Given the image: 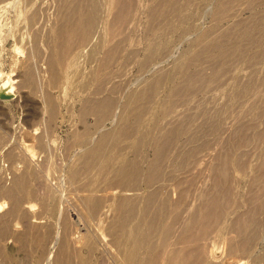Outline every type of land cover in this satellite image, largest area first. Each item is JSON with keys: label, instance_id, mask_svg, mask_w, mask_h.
<instances>
[{"label": "bare ground", "instance_id": "obj_1", "mask_svg": "<svg viewBox=\"0 0 264 264\" xmlns=\"http://www.w3.org/2000/svg\"><path fill=\"white\" fill-rule=\"evenodd\" d=\"M1 1L13 4L20 16L30 10L28 25L36 33L41 27L40 15L47 14L45 9H49L45 6L47 0ZM60 1L63 18L57 21L52 33L48 32L51 38L47 36L52 41L48 42L50 51L47 50L49 53L45 54L50 79L48 89L42 95L41 115L47 116V112L49 121L58 116V95L51 91V86L60 85L67 61L71 57L78 62L96 60V65L94 63L89 72L69 66L66 73L75 83L74 88L82 86L86 91L80 104L81 114L84 117L95 114L98 125L93 130L87 127L90 122L85 130L75 135L76 143H73L81 147L78 146L79 150L76 148L79 154L74 151L79 156L76 158L73 155L76 161L70 168L69 178L83 187L81 194L78 193L82 202L80 208L83 206L84 212L103 226L104 235L110 236L113 243L109 247L117 245L115 251L113 246V254L120 256L122 264H264V0H215L212 13L214 25L201 31L197 24L193 26L198 30L197 35L193 36L192 43L186 40L191 46L178 52L176 58L173 56L177 52L172 54L174 60L169 65L170 69L167 64L168 69H164L163 64L160 67L159 60L160 65L155 64V51L161 45L150 43L145 57L138 60L143 69L154 71L151 76L147 74L143 78L139 73L141 79L136 80V84L127 85L130 77H122L126 78V86L116 78V73H120L110 69L120 55L128 58L134 51L139 52L140 47L139 50L128 48L138 13L141 16V11L145 12L148 7L151 19L158 16L161 20L167 18L169 23V17L174 14L170 15L171 10H176L183 0H149L151 3L146 0ZM189 1L193 3V0H186L184 6ZM185 7L188 8V5ZM245 9L251 12L248 19L247 15L245 18L241 16ZM184 11L182 14L185 17ZM194 14L197 15V10ZM231 15L235 17L232 23L224 26L222 21ZM141 29L138 27V30ZM97 33L98 38H95ZM84 46L90 47L89 52L84 53ZM174 46L178 48V45ZM174 46L166 51L175 50ZM125 49L130 51L125 52ZM132 58L128 61L131 62ZM167 63L170 64L169 61ZM248 67L250 69L245 70ZM36 69L30 60L26 62L24 76L19 81L21 86L35 88L40 84L42 78L39 82ZM145 70H142L143 73ZM230 70L234 71L231 77ZM219 86H222V95H218L219 90L215 89L217 94H210L209 98L205 96L206 99L201 97L203 99L198 100L193 97L198 91L205 90V93L210 90L209 87L213 89ZM1 89L12 93L10 77L4 81ZM179 105L182 107L177 109ZM107 118L116 121L115 124L111 123L113 126L110 125V128L104 126ZM30 137V132H26L24 140ZM37 140L39 145L45 146L44 134L37 136ZM144 146L150 147L148 156L142 153ZM23 149L25 163L22 160L24 164L16 168L12 182L7 184L0 175V193L9 200L0 202V251H5V243L2 244L1 240L12 233L23 244L41 248L39 255H49L48 264H51L53 255L57 264L84 263L77 259L81 255V245L86 244L93 254L98 243L95 240H98H94L92 235L89 236L91 239L86 233L84 235V230H79L80 226L72 230L74 219L66 211L68 209L59 206L61 200L58 203L57 199L56 203L52 201L56 197L53 188L47 184L48 191L39 195H42L40 211L35 210V203H25L26 199L38 195L32 187L34 185H30L31 180H44L47 172L37 166L38 162L32 164L38 155L35 149L27 144ZM129 151L134 153L133 157L127 156ZM10 157L13 159L16 154L9 151ZM142 182L144 187L140 185ZM58 210V221L49 220L48 212L56 216L53 213ZM82 211L77 212L78 216L84 213ZM13 216L21 217L24 229L13 225ZM94 225L98 228L96 220ZM53 237L55 241L50 243L54 249L59 240L62 242L51 252L48 247ZM108 239L105 238L106 241ZM86 258L87 255L85 262Z\"/></svg>", "mask_w": 264, "mask_h": 264}, {"label": "rangeland", "instance_id": "obj_2", "mask_svg": "<svg viewBox=\"0 0 264 264\" xmlns=\"http://www.w3.org/2000/svg\"><path fill=\"white\" fill-rule=\"evenodd\" d=\"M147 1L149 3H151L149 0H146V2ZM185 1L186 0H183V3L180 1L181 5L179 3V5L177 6L178 8L175 7V8H177L176 10H171L172 13L170 15H172L174 13L172 16L167 15L168 17L170 16L169 17L170 21H168L169 23H167V21H166V20H168L167 18H164L165 20H161V19H159L158 16H156V18L151 19L150 15L148 13L149 12L148 7L145 8V12L141 11L142 17L139 14L140 12L138 13V17H137L138 21L136 20L137 22H136L135 26L132 28V31H131V34L133 33L131 36L132 40L130 39L131 43L129 44L128 48L130 47L129 49L131 50V49H138V47H140V50L138 49L139 52L134 51V53H132L131 56H129L128 58L126 57L127 59L124 57V55H122V56L120 55V57H117L115 59L116 61L114 60V63L112 64L111 69L109 68L111 71L119 72L120 74L122 73L121 75L120 74L118 75V73H116L117 74L116 78L117 79L119 78L118 81L122 82L121 84L123 86H126V82H125L126 78H122V77H125V76L127 78L130 77V79L128 78V81H127V82H129V83H127V85H128V84H132V83L136 84V80L139 81L141 79L142 75H143L142 78L144 76H146L147 74H148L147 76H151L154 69H152V71H149L148 69L145 70L141 67V64H139L140 60H142L145 57V55L147 54V53L146 54H144V53H145V51L148 52V47H149L150 43H154L156 45L158 44V46L161 45L160 46L161 48L159 49V47H157L158 49H157V51H155L158 54V56L155 53L156 58L154 60L156 61L155 64L156 63L158 65L161 64L160 67L163 64L164 69H166L167 68L166 64H167V66L172 65L171 63H173V60H174V59H172L173 57H175V56L177 57L180 52H182L183 50H185L191 46L190 43H192V40L194 38L193 36L197 35L199 28H200L199 31H201L204 28L208 29L214 25L215 19H214V21L212 20L214 18V15L212 13H213V9L215 8V6H214L215 0H213V1L212 0H209V1L208 0H202V1L201 0H193V3H190V1L186 2L188 5V8H190V9L185 7V6H187L186 3L184 6ZM200 3H202V4H200ZM57 4L60 5L61 1L60 0H47L45 6L47 5L46 7L49 9H45V10H47V14L50 12L49 13L50 15H47L46 13L45 14L42 13V15H40V17L42 16V20H41L42 22H40L41 24H39V23L38 24H39V26L41 25V27H39L37 24V27H39L38 28L39 31L36 33L33 30V28L30 25H28L29 24L30 10L26 11L24 15L20 16L15 11V9L13 8V4H11L7 1H3V2L1 1L0 2V175L3 176V178L7 184L9 182H12L11 180H13V177H14L13 174H14V171L16 170V168H18L19 166L21 167L25 163V160H23L25 158H23V155H22V153L24 154L23 148L27 144L30 147H32L33 149H35L36 152H38V155L36 154V157H35L37 159H35V160L32 159L35 161V162L33 161L32 164L36 165L37 164L36 162H38L37 166L42 168L47 173H45L46 175H45L44 180L43 179L42 180L37 179V178L31 180L30 185L31 186L34 185L32 187L37 191L38 195L34 196L36 198L31 197V199H26L25 203H29V201L35 203L36 204L35 207H37L35 210L40 211L41 210V203L39 204V202L41 201L40 200L41 196L44 195L48 191L46 185L47 184L50 185V188L51 189L53 188L52 192H53L54 196H56L55 199L52 201H54V203H56V202L58 203L61 200L62 204L60 203L59 206L65 207V209H68L66 211H68V213H71L70 215H71L72 219H74L73 223L75 225L73 224L72 230H76L80 226L79 230H81V232H83V230H84L83 234L86 233L87 234L86 236L88 238L93 236L92 238L94 240L96 238L98 240V241L95 240V242H98V243L95 244V245H97V247H96V249H94L93 254L91 253L92 251L87 247L86 244L81 243L82 244L81 245L82 247L80 246L81 247L80 248L81 255H79L81 258L78 255H73V256L79 257L77 259L78 260L80 259L79 261H81V262L84 261V263H82V264H122L120 256L114 255L115 253L113 254L117 245H115V244H114L115 246L113 245L114 249H113V246L109 247V245L111 246L113 243H112V240H110V238H109L110 236H108L107 234L104 235L105 232H103V231L105 229L103 228V226H101L100 223H97L98 221L96 218H94L92 216L90 217L89 215H87L84 212V210L82 209L83 206L80 208V204H82V202L80 201L78 193L81 194V191H83V187L79 183H75L74 180H71L69 178L70 168H72L73 162H75L76 161L75 159L79 156V155H75V152H76V154H79L78 152H80V151H78V150L80 148L78 146L81 147V145H79V144H74V143H76L75 135L77 134V132H79V131L81 132L82 129L85 130L86 129L85 126L90 124V122H91V124L87 127L91 128L93 130H96L98 125L96 123V117H94L95 114H90L87 117H84V115L81 114L82 105H80V104H82L81 103L82 97H83V94L86 93V91L83 89L82 86H76L74 88L75 83H73L71 78H69L66 75V73H67V69H69V66H75L80 70L83 69L84 72H89L96 65V63H97L96 60L92 59L93 60L92 61L91 59H89V60H84L83 62H78L77 60H75L74 57H71L67 61V67L65 66L63 69V73H65V74L60 81V85L51 86V91L54 94L58 95L57 96V101H58V105H59L58 106V114H57L58 116H56L55 119H53L52 121H49L47 112H45V115H47V116L41 115V112H42L41 108H42V103H43V98H42L43 96L42 95H44L45 91L48 89L47 84H48V81L50 79L49 78L50 72H49V69L47 67L48 62L46 61L47 55H45L48 51H50L49 50L50 44H48V42L51 40L50 39L51 37L49 35L52 33L51 30H53V28L63 18L62 4L60 6ZM189 5H192V6H189ZM193 5H196V6H194V8H193ZM208 5L212 8L207 7L208 8L207 9L205 6H208ZM200 6H202V7H200ZM186 8H187L188 12L186 11ZM194 9L197 10V15L194 14V13H196V10H194ZM209 9L212 11L209 12L210 11ZM43 10H42V12H44ZM179 10H181V11L179 12ZM182 10L183 11L185 10L184 11V14L186 13L185 17L182 14L183 13ZM235 10H236V8H235ZM176 12H177V14H176ZM198 12H199V14H198ZM208 12L211 13V15H209ZM40 14H41V11H40ZM61 14H62L61 18L58 19ZM178 14L179 15L182 14L181 16H183L184 19L183 18L180 19L181 16H179ZM249 14H251V12L248 9L242 10V12H241V16L243 18H245L244 16H246V15H247L246 18L247 17L250 18V16H248ZM43 15H44V17H43ZM54 15H56V17ZM174 15H176V16H174ZM48 16H50V18ZM173 16H174V18H172ZM53 17H54V20H53ZM45 18H46V21H45ZM176 18H177V20H175ZM234 18H233V15H231L230 18L223 20L222 24H224V26L226 24L228 25L229 23H232ZM154 19H156V20L154 21ZM201 19H203V21ZM148 20L149 21L153 20V21L151 23H149ZM158 20H160V23ZM183 20H185V21H183ZM176 21H180V22L176 23ZM165 22H166V24H165ZM174 22H175V24H174ZM190 22H192V25H190ZM162 23H164V25ZM150 24H152L151 28L149 27ZM172 24H174L175 26ZM196 24L198 26V27L196 26L198 28V30H196L197 28H193V26L195 27ZM154 25L156 27H154ZM188 25H189V27H188ZM29 26H30V28H29ZM42 26L44 29L42 28ZM144 26H145V28H144ZM182 26L185 27L184 31L182 30ZM221 26H223V25H221ZM135 27H136V29H135ZM138 27H139V29H141V28L142 29L138 30ZM164 27H166V28H164ZM187 28H190V29H187ZM152 29H153V32H152ZM168 29H170V30L168 31ZM147 30H149V31H147ZM165 30H166V32H165ZM185 30L186 31L188 30V31L186 32ZM191 30H192V32H191ZM134 31L139 33V35H136L137 33ZM180 31L184 32L185 34H183L182 32L179 33ZM48 32H51V33H48ZM144 32L147 33V35ZM158 32H162V33H158ZM188 32H189V37H187ZM47 33H48V35H47ZM191 33H192V35H190ZM172 34L174 37H172ZM96 35L97 36L95 38H98V33ZM156 35H157V37H156ZM167 35L169 37H167ZM182 35H184V36H182ZM47 36H49L50 38ZM136 36L139 38L135 39V38H137ZM152 36H153V38H152ZM185 36H186V38H185ZM144 37H146V38H144ZM182 37H183V40H182ZM154 38H156V39H154ZM190 38H191V40H190ZM146 39H148V40H146ZM150 39L152 42L150 41ZM166 39H167V41H166ZM145 40L147 41V43ZM186 40H189L190 43H188L189 41H186ZM155 41H156V43H155ZM175 41L179 44H177ZM180 41H182L181 44H180ZM51 42L52 41H50V43ZM161 43H163V45ZM172 43L174 45H178V48H176V46H174ZM134 44L137 46H135ZM170 44H171V46H170ZM133 46H134V48H133ZM173 46H174L175 50L171 49L172 51H170L168 49V51L170 53L166 51L167 48H172ZM135 47H137V48H135ZM162 47H166V48H162ZM84 48H85L84 53L89 52L88 51V50H90L89 46H84ZM44 49H46V50H44ZM129 49H125V52L130 51ZM158 50L162 53H160V52L158 53ZM163 50H165V51H163ZM40 51H43V52H40ZM171 52H173V53H171ZM163 53H166L164 57H163ZM175 53H176V55H174ZM101 54H103V53L101 52ZM168 54H170L169 55L170 57L168 56ZM40 55H41V57H40ZM44 55H45V57H44ZM159 55H160V57H163V59L160 58ZM171 56H173V57H171ZM131 57H134V58H132V61L130 62L128 60H130ZM166 57H168L169 59L168 58L166 59ZM124 59H126V60H124ZM138 59H140V60H138ZM165 59L167 62L169 61L170 64H168L165 61ZM28 60H30V62L35 66V69L37 68L36 69L38 72L37 74L40 76L39 82L41 81V78H42V81L40 82V84H38L35 88H31L30 86H26V85L21 86L20 82H19V81H21V79L24 76L25 64ZM134 60H136V61L134 62ZM158 60L161 62V63L159 62L160 64L158 63ZM122 61H123V63H122ZM162 61H163V63H162ZM94 63H95V65H94ZM120 63H122V64H120ZM117 64L119 65V67ZM88 65H90V66H88ZM262 65H263V63H262ZM121 68H122V72H120ZM125 68H126V70H123ZM170 68H171V66H169V69ZM249 69H250V67L246 68L245 70H249ZM142 70H145V73H143ZM45 71L46 72L48 71V74ZM140 71H142L143 74ZM234 71L230 70L229 72L234 73ZM139 73L141 76H139ZM233 73H231L230 76H229V74H227V76L231 77ZM138 76L140 78L136 79ZM9 77H10V80L12 81V90H13L12 93L4 92L1 89V85H3L4 81L8 80ZM44 77H45V79H44ZM229 77H228V79H229ZM132 78H133V80H132ZM134 80H135V82H134ZM225 80H227V78ZM41 86H43V87L41 88ZM219 87L218 88L213 87V89L211 87H209L208 89H210V90H208L206 88V90H208V91H206L205 93H204L205 90L204 91L203 90L198 91L197 94L193 95V97H196L198 99L201 97L205 98V96H207L206 98H209L210 94H211V96H213L214 94H217V93L219 95V94H221L222 86L220 87L221 89H219ZM40 89H42V90H40ZM215 89H218L219 91L217 92ZM213 90H214L213 94L210 93ZM208 92H209V94H208ZM120 93H122V91ZM203 98H201V99H203ZM198 100H200V99H198ZM181 107L182 106L179 105L177 107V109H179ZM42 117L45 119H42ZM115 122L116 121L112 120V118H107L104 122V124H105L104 126H106V127L108 126L107 128H110L109 126L111 125V123L115 124ZM82 124H84V126ZM45 125H47L48 127ZM91 126H93V127H91ZM112 126L113 125H111V127ZM44 127H47V128L45 129ZM26 132H30V135L32 136L27 141L24 140V135ZM43 134H44V137L46 139L45 146L44 145L41 146V145H39L38 142H36V141H38L37 136H40V135L43 136ZM68 145H70V146L68 147ZM143 149H145V151L142 150L143 155L145 154L146 156H148L150 154V147L144 146ZM9 151H13L16 154L17 158L16 157L13 159L11 157L9 158ZM46 154H48V155H46ZM73 155H75L76 158ZM131 155L133 157L134 153L132 151H129L127 153V156L131 157ZM44 158H45V160H44ZM22 160L24 161V163ZM41 162H42V164H41ZM48 163H49V165H48ZM46 168H48L47 169L48 171L46 170ZM64 176H66V177H64ZM50 178H52V179H50ZM47 179H49V180H47ZM62 180L63 181L66 180V181L63 182ZM49 181H50V183H48ZM70 181L71 182L73 181L72 183H75V184L71 185L72 183H69ZM63 185H64V188H63ZM140 185H141V187L145 186L143 182ZM244 185H245V183L243 182L242 186L244 187ZM74 186H75V188H74ZM78 186H80L79 188L81 190L78 188ZM58 188H59V190H58ZM73 188H74V190H73ZM77 189L79 190L78 192H77ZM53 190H55V191H53ZM0 191H1V185H0ZM76 193H77L78 197L76 196ZM40 194H42V195L39 196ZM75 198L79 199V201H77V199H75ZM56 199L58 201L55 202ZM3 200L7 201L8 198L6 196H4L3 193L1 192L0 193V202H3ZM31 200H33V201H31ZM73 200H74V202H73ZM75 201H76V203H75ZM77 202H81V203H77ZM75 204L76 205L78 204L79 206L77 205V207H76ZM7 205H8V203H7ZM78 207L81 210H79ZM38 208H40V209H38ZM77 209L79 211L83 210L82 212H84V213H82L80 216H78L77 212H79V211H76ZM74 210H75V212H74ZM58 212H59V210L57 211V213ZM72 212H74V213H72ZM57 213H53V215L56 214V216L55 215L51 216L52 212L49 211L48 212V216L50 217L49 220H52L55 222L58 221L59 217H57V216L59 215V213L58 214ZM72 214H73V216H72ZM84 214L86 217L84 216ZM15 217H16V219H15ZM89 217H90V219H89ZM19 218H20V220H19ZM19 218H18V216H13V218L11 219L12 223L15 226H18V227L20 226L19 229H22V228L24 229V226H25L24 222L21 219V217H19ZM91 218H93V219H91ZM78 219H81V220H78ZM95 220H96V224L98 225V228L95 227V225H94ZM20 221H21V223H20ZM82 221H84L85 223ZM83 224H85V225H83ZM81 225H83L82 228H81ZM93 227H94V229H93ZM99 227H101V228H99ZM88 228H89V230H88ZM98 229H100V230H98ZM101 230H102V232H101ZM86 236H85V239L87 238ZM100 236L101 237L105 236L104 238L102 237L104 239V241L102 238H100ZM15 237H16V239H15ZM5 238H3L1 240L2 244L5 243V244H3V246H4L3 248H5L4 249L5 251L4 252L0 251V264H41V263L42 264H46V263L48 264L49 263L48 262L49 255H39L41 252V248H39L38 246L36 247L35 245L32 246L30 244L25 245L22 243L21 240L17 239V236H15V234H12V233L7 234V236H5ZM53 238L49 241V244H50V245L48 244L50 246V247H48L49 249L47 248L51 252L52 251L54 252V250L60 245L59 242L60 243L62 242L59 240L57 242L58 244H56V246L57 245L58 246L55 247V249H54V247L51 246L52 243H50V242L55 241V238H54V240H53ZM105 238L106 239L109 238L108 241L110 240L111 244H109V242L106 241ZM105 241L107 244L105 243ZM103 244L108 246V248H110V249L105 247ZM103 247H105V248L103 249ZM38 250H40V251L38 252ZM102 251H104L105 253L107 252L108 255H107V253L105 254ZM83 252H84V254H83ZM88 252H90V253H88ZM87 253L90 255H88ZM86 255H87V258H86V262H85V256ZM70 256L72 257V255H70ZM75 257H73V258H75ZM39 258H43L44 260L41 259L42 261L39 262ZM52 258L51 259L53 262L51 261V264H55V262L57 264L56 260L54 262V255ZM116 258L117 259L119 258V259L117 260ZM55 259H57V255H55ZM77 259L75 258L74 260H77Z\"/></svg>", "mask_w": 264, "mask_h": 264}, {"label": "water", "instance_id": "obj_3", "mask_svg": "<svg viewBox=\"0 0 264 264\" xmlns=\"http://www.w3.org/2000/svg\"><path fill=\"white\" fill-rule=\"evenodd\" d=\"M4 95V94H3Z\"/></svg>", "mask_w": 264, "mask_h": 264}]
</instances>
